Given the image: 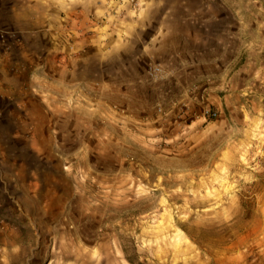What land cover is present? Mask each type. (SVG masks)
<instances>
[{"label":"rangeland","instance_id":"obj_1","mask_svg":"<svg viewBox=\"0 0 264 264\" xmlns=\"http://www.w3.org/2000/svg\"><path fill=\"white\" fill-rule=\"evenodd\" d=\"M128 259L264 264V0H0V264Z\"/></svg>","mask_w":264,"mask_h":264},{"label":"crops","instance_id":"obj_2","mask_svg":"<svg viewBox=\"0 0 264 264\" xmlns=\"http://www.w3.org/2000/svg\"><path fill=\"white\" fill-rule=\"evenodd\" d=\"M25 7L27 9L29 8L28 6H25V3H24L23 6H22V9H25ZM10 9H15V5H13V2L11 4V6H10ZM148 10H149V8H148ZM148 10H146V11H148ZM161 16L163 18V20L161 21L162 23L157 25V27L155 28V31L152 33V35L150 37L151 42H156V41L158 42L160 39H162V37L165 38L166 36H168L171 31L174 32L173 28H170V26L168 25L169 23L167 21H165V19H167V12H163ZM191 41H194V40H192V37L191 38L190 37L189 38H184L183 37L182 38V42H178V41L177 42H173V41L167 40L166 46H172V45L173 46H177V47L178 46H184V45L186 46V44L190 45ZM191 52L193 53L194 51L190 50V53ZM199 60H201V59H199ZM194 62L195 61H193V63ZM197 62H199V61L197 60Z\"/></svg>","mask_w":264,"mask_h":264},{"label":"built area","instance_id":"obj_3","mask_svg":"<svg viewBox=\"0 0 264 264\" xmlns=\"http://www.w3.org/2000/svg\"><path fill=\"white\" fill-rule=\"evenodd\" d=\"M154 71H159V68L158 67H154ZM211 115L215 116V113H212Z\"/></svg>","mask_w":264,"mask_h":264},{"label":"trees","instance_id":"obj_4","mask_svg":"<svg viewBox=\"0 0 264 264\" xmlns=\"http://www.w3.org/2000/svg\"><path fill=\"white\" fill-rule=\"evenodd\" d=\"M128 262H129L130 264H133V262H132L130 259H128Z\"/></svg>","mask_w":264,"mask_h":264}]
</instances>
